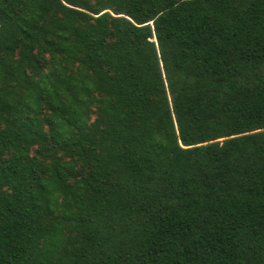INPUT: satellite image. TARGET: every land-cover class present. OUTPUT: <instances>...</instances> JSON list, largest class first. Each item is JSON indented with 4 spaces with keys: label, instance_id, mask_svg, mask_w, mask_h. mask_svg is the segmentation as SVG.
I'll use <instances>...</instances> for the list:
<instances>
[{
    "label": "trees",
    "instance_id": "1",
    "mask_svg": "<svg viewBox=\"0 0 264 264\" xmlns=\"http://www.w3.org/2000/svg\"><path fill=\"white\" fill-rule=\"evenodd\" d=\"M0 264H264V0H0Z\"/></svg>",
    "mask_w": 264,
    "mask_h": 264
}]
</instances>
